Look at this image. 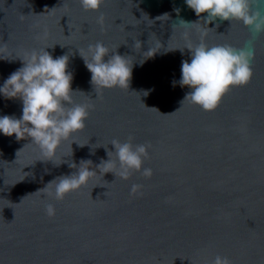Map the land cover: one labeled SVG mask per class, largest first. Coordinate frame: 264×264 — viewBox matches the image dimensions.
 Instances as JSON below:
<instances>
[{
	"label": "water",
	"instance_id": "obj_1",
	"mask_svg": "<svg viewBox=\"0 0 264 264\" xmlns=\"http://www.w3.org/2000/svg\"><path fill=\"white\" fill-rule=\"evenodd\" d=\"M203 17L185 0H105L98 11L79 0H0V87L29 53L46 48L68 57L74 104L93 106L52 161L27 136L0 133V264H213L217 255L264 264V33ZM202 27L211 28L209 46L254 49L250 82L232 87L213 111L185 100L191 90L179 84L182 61L190 62L179 50L183 34L196 44ZM97 42L127 58L129 89L96 94L79 52L90 59ZM22 107L0 94V117L19 119ZM129 137L150 145V178L96 169L113 139ZM81 160L96 171L86 186L59 201L48 195L54 185L38 191ZM133 184L141 186L135 194Z\"/></svg>",
	"mask_w": 264,
	"mask_h": 264
},
{
	"label": "clouds",
	"instance_id": "obj_2",
	"mask_svg": "<svg viewBox=\"0 0 264 264\" xmlns=\"http://www.w3.org/2000/svg\"><path fill=\"white\" fill-rule=\"evenodd\" d=\"M79 2L85 11H98L105 0ZM185 3L197 17L206 14L203 19L207 25L217 19L236 20L250 28L255 35L264 33V12L260 10L264 0H185ZM176 11L178 13L179 9ZM99 22H103L102 16ZM180 22L194 24L183 20ZM209 29H200L199 42L196 44L185 32V48L179 49L181 52L187 49L190 53V62L182 61L179 80L181 87L186 86L191 90L185 100H190L204 111L215 110L232 87L250 82L251 61L254 58L251 42L241 48L228 44L209 46L205 43ZM45 49L29 53L22 59L23 66L11 73L0 87V94L5 98H18L23 105L19 119L8 115L0 117V133L9 137L14 135L17 140L27 136L39 148L43 159L52 161L60 144L86 127L89 109L93 106L74 104L73 74L67 70L68 57L65 55L54 59ZM88 53L90 59L79 52L91 73L96 94L115 87L129 89L132 66H129L126 57L115 53L109 55V49L102 42L89 45ZM105 57H108L107 61ZM132 139L129 137L126 142L113 139L110 144L114 151H107L108 159L102 160L96 169H102L103 175L112 173L124 180L129 179L133 172H140L142 176L150 178L152 170L143 167L144 160L149 158L150 145H134ZM90 164L91 160H81L77 168L75 163H71L69 167L77 171L56 177L38 191L47 192L48 187L54 185V192H48V195L55 200H63L67 194L86 186L90 178L96 175L95 170H90ZM140 187L133 184L132 193L135 194ZM46 214L49 217L55 215L52 204L46 206ZM213 264H231V261L228 257L217 255Z\"/></svg>",
	"mask_w": 264,
	"mask_h": 264
}]
</instances>
